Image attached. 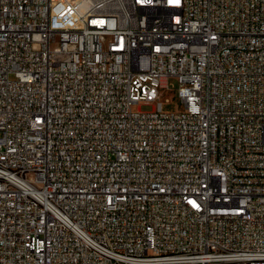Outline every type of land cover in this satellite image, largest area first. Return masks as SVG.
Listing matches in <instances>:
<instances>
[{"label": "built area", "instance_id": "obj_1", "mask_svg": "<svg viewBox=\"0 0 264 264\" xmlns=\"http://www.w3.org/2000/svg\"><path fill=\"white\" fill-rule=\"evenodd\" d=\"M0 264H264V0H0Z\"/></svg>", "mask_w": 264, "mask_h": 264}, {"label": "rangeland", "instance_id": "obj_2", "mask_svg": "<svg viewBox=\"0 0 264 264\" xmlns=\"http://www.w3.org/2000/svg\"><path fill=\"white\" fill-rule=\"evenodd\" d=\"M169 84L173 86V88L175 89L177 87L176 84V80L175 79H169ZM161 96H160V100L162 102V111L164 113H172L174 112L176 109L178 111H182V105L180 103V101L173 95L172 92L166 91V90H162L161 92ZM165 100H168V103H165ZM152 109V105H141V106H134L133 110H140L141 112H149Z\"/></svg>", "mask_w": 264, "mask_h": 264}]
</instances>
